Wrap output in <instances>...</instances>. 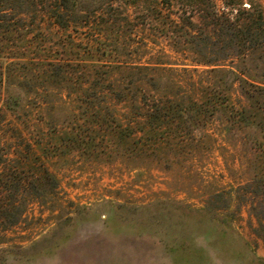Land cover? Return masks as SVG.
<instances>
[{"label": "rangeland", "instance_id": "obj_1", "mask_svg": "<svg viewBox=\"0 0 264 264\" xmlns=\"http://www.w3.org/2000/svg\"><path fill=\"white\" fill-rule=\"evenodd\" d=\"M211 4L0 0V264H264L263 130L153 150L106 111L111 87L232 65L204 48ZM259 58L236 67L264 80Z\"/></svg>", "mask_w": 264, "mask_h": 264}, {"label": "trees", "instance_id": "obj_2", "mask_svg": "<svg viewBox=\"0 0 264 264\" xmlns=\"http://www.w3.org/2000/svg\"><path fill=\"white\" fill-rule=\"evenodd\" d=\"M211 2L208 26L214 36L206 35L204 48L225 51L232 65L226 68L215 58L199 62L211 67L209 71L201 72L207 75L208 82L189 81L190 87L186 90H182L184 85L179 79L155 74L145 76L144 84H130L123 89L111 87V94L116 95L119 104L112 102L106 111L127 121L126 129L132 132L121 136L129 146L153 150L156 147L213 146L216 144L214 137L228 141L244 131H264V105L256 106L258 100L264 101V95L258 93L264 91V80L251 72L244 74L236 67L238 59L245 62L256 53L260 55L259 59H264V3H251L245 9L242 0L228 2L221 8L216 6L215 0ZM228 43L229 48L225 46ZM193 72L192 78L198 75L197 71ZM224 83L236 86L235 102L231 101V93L221 92ZM196 135L204 136L210 142L195 143ZM183 137L191 141L180 142ZM227 141L223 143L232 146L253 143L243 139Z\"/></svg>", "mask_w": 264, "mask_h": 264}]
</instances>
